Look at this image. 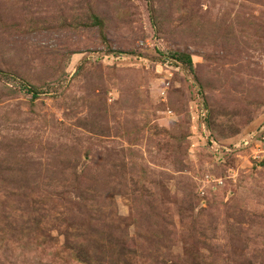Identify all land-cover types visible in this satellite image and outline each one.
<instances>
[{
  "label": "rangeland",
  "instance_id": "1",
  "mask_svg": "<svg viewBox=\"0 0 264 264\" xmlns=\"http://www.w3.org/2000/svg\"><path fill=\"white\" fill-rule=\"evenodd\" d=\"M0 264H264V0H0Z\"/></svg>",
  "mask_w": 264,
  "mask_h": 264
}]
</instances>
